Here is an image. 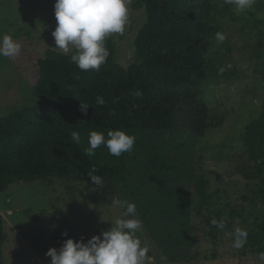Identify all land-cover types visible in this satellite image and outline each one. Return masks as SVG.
<instances>
[{"label":"trees","instance_id":"1","mask_svg":"<svg viewBox=\"0 0 264 264\" xmlns=\"http://www.w3.org/2000/svg\"><path fill=\"white\" fill-rule=\"evenodd\" d=\"M133 9H145L147 22L135 40V59L128 68L117 62V44L108 37L104 47L109 55L99 71H81L71 62L74 53L49 51L51 59H37L34 88L43 106L0 117V195L21 183L75 182L101 194L109 205L126 200L135 204V215L145 220L154 215L146 228L172 262H177L181 250V256L189 254L193 234L199 237L202 231L213 244L226 237L234 242L235 228L248 233L238 256L260 257L264 253V104L260 117L247 128L239 155L237 174L251 189L240 195V204L205 195L198 221L190 222L189 202L180 200L184 188L209 185L212 171L203 165L201 141L211 115L202 99V84L210 76H220L210 48L211 33L224 12L239 18L227 6L222 10L218 0H136ZM255 74L264 80V61ZM137 92L141 95H134ZM98 96L103 105L96 103ZM81 103L88 107L86 114ZM110 130L135 137L133 149L115 157L101 145L88 156L89 134L96 131L107 139ZM72 132L79 133V143L72 140ZM154 134L187 139L196 154L184 160L171 145L153 142ZM93 168L94 175L102 178L101 186L88 177ZM67 239L88 241L85 235L60 236L54 230L55 247ZM7 242L0 213V264H5Z\"/></svg>","mask_w":264,"mask_h":264},{"label":"rangeland","instance_id":"2","mask_svg":"<svg viewBox=\"0 0 264 264\" xmlns=\"http://www.w3.org/2000/svg\"><path fill=\"white\" fill-rule=\"evenodd\" d=\"M135 1L129 0L124 33L108 36L117 44V62L124 68L134 61L135 40L147 22L145 9H133ZM55 2L0 0V38L7 35L21 45L17 57L0 56V117L27 107L43 106L34 88L37 59H51L49 51L65 53L55 49L52 36L57 26ZM218 3L222 10L227 6L239 19L224 12L211 33L210 48L220 76H210L202 84V99L210 111L211 124L201 142L203 165L212 175L206 187L184 188L180 200L189 202L190 222L198 221L203 196H211L213 201L219 198L222 203L227 198L231 204H240V195L251 191L237 174V168L247 128L260 117L264 104V80L255 74L256 66L264 61V0H254L253 6L243 13L225 0ZM218 32L225 36L223 42L216 39ZM74 52L75 49H70L65 54ZM151 140L171 145L184 160L196 154L195 145L184 138L154 134ZM218 189L222 192L216 196ZM247 208L250 209L249 205ZM250 211L255 215V210ZM0 213L8 234L5 264H50L51 258L46 253L52 248L59 250L64 244L55 247V229L60 236L81 234L90 240L110 230L116 220L125 219L124 208L107 204L101 194L90 191L87 185L61 180L54 184L12 186L0 195ZM147 218L139 215L133 218L141 221L135 238L141 241V247L148 249L150 259L146 264H264L260 257H239L241 248H233L230 237L213 244L202 231L200 238L193 234L189 254L181 256L184 254L181 250L177 262H172L146 228L152 224L149 219L156 217L149 214Z\"/></svg>","mask_w":264,"mask_h":264},{"label":"clouds","instance_id":"3","mask_svg":"<svg viewBox=\"0 0 264 264\" xmlns=\"http://www.w3.org/2000/svg\"><path fill=\"white\" fill-rule=\"evenodd\" d=\"M234 5L238 12L250 9L254 0H225ZM129 0H56L54 4L57 26L52 32L56 50L65 53L75 49L71 55V62L81 71H99L109 55L104 47L106 37L112 34H123L128 23ZM216 39L223 42L225 36L216 34ZM21 52V45L7 35L0 38V56L17 57ZM223 71V69H221ZM134 95H141L137 92ZM98 105L105 103L100 96L96 98ZM88 107L81 103V111L87 113ZM108 138L103 133L93 131L89 134V147L85 149L88 156H93L95 150L105 145L109 154L120 157L123 153L133 149L135 137L124 131H108ZM71 138L75 143L80 142L78 132H72ZM96 169L89 173L91 181L96 186L103 184L102 178L94 175ZM115 206L125 208V216H134L136 206L126 200H114ZM216 224V221L212 222ZM110 230L99 236H94L85 243L74 239H67L57 250L49 249L46 253L50 257V264H146L148 249L141 247V241L135 238V233L141 227L138 219H118ZM222 228L223 225H220ZM248 233L235 228L232 247L240 249L247 242ZM264 260V253H260Z\"/></svg>","mask_w":264,"mask_h":264}]
</instances>
